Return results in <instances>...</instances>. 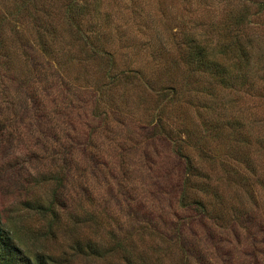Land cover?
Masks as SVG:
<instances>
[{
    "label": "rangeland",
    "instance_id": "rangeland-1",
    "mask_svg": "<svg viewBox=\"0 0 264 264\" xmlns=\"http://www.w3.org/2000/svg\"><path fill=\"white\" fill-rule=\"evenodd\" d=\"M0 215V264H264V0H0Z\"/></svg>",
    "mask_w": 264,
    "mask_h": 264
},
{
    "label": "trees",
    "instance_id": "trees-1",
    "mask_svg": "<svg viewBox=\"0 0 264 264\" xmlns=\"http://www.w3.org/2000/svg\"><path fill=\"white\" fill-rule=\"evenodd\" d=\"M13 239L11 232L5 228L3 218L0 215V262L5 260V256L8 252L12 255H20L22 253L13 243ZM45 261L46 262H42V264H62V262L56 261L54 258H46ZM26 262L27 264H33L30 260Z\"/></svg>",
    "mask_w": 264,
    "mask_h": 264
}]
</instances>
